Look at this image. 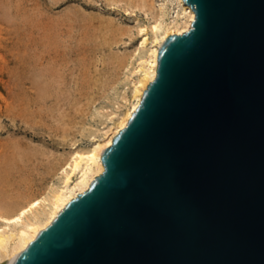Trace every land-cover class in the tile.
Masks as SVG:
<instances>
[{"label":"water","instance_id":"1","mask_svg":"<svg viewBox=\"0 0 264 264\" xmlns=\"http://www.w3.org/2000/svg\"><path fill=\"white\" fill-rule=\"evenodd\" d=\"M191 28L12 264H264V0H183Z\"/></svg>","mask_w":264,"mask_h":264},{"label":"rangeland","instance_id":"2","mask_svg":"<svg viewBox=\"0 0 264 264\" xmlns=\"http://www.w3.org/2000/svg\"><path fill=\"white\" fill-rule=\"evenodd\" d=\"M139 4L0 0V212L57 186L64 156L121 107L141 40L134 26L154 15Z\"/></svg>","mask_w":264,"mask_h":264},{"label":"bare ground","instance_id":"3","mask_svg":"<svg viewBox=\"0 0 264 264\" xmlns=\"http://www.w3.org/2000/svg\"><path fill=\"white\" fill-rule=\"evenodd\" d=\"M139 1V8L145 14L153 11L154 15L151 25L134 26L141 40L130 56L136 57V62L130 72L134 77L129 82V95L124 96L123 104L109 117V123L90 135L88 145L74 143L58 169L60 181L57 186H50L46 194L24 199L19 205H5L0 212V264H12L39 231L45 229L68 202L86 191L92 179L103 172L101 152L125 128L143 91L154 80L159 47L168 36L190 30L195 14L183 0ZM168 2L172 14L164 18Z\"/></svg>","mask_w":264,"mask_h":264}]
</instances>
